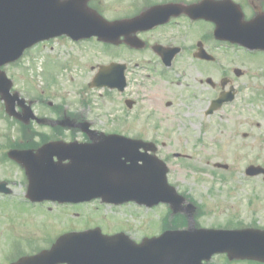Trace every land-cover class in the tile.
Instances as JSON below:
<instances>
[{
    "label": "flooded vegetation",
    "instance_id": "flooded-vegetation-1",
    "mask_svg": "<svg viewBox=\"0 0 264 264\" xmlns=\"http://www.w3.org/2000/svg\"><path fill=\"white\" fill-rule=\"evenodd\" d=\"M226 1L87 0V5L107 20H128L139 15H151L146 24L152 25L148 29L136 31L135 34L129 33L128 37L134 35L138 39L130 44L122 42L105 45L92 38L74 41L67 36H61L37 43L24 53L22 59L37 58L35 51L38 48H47L49 43L59 39H64L76 47L85 44L84 48L101 50L110 58L108 62H118L126 67L123 91L107 90L108 96L118 98L115 100L116 105H121V115L112 114V122H141L139 128L142 134L138 137L158 144L159 138L154 135H158V128L166 125L161 121L167 118L165 112L174 106L175 89L180 90L181 96L185 97L183 102L187 104L195 101V94L199 96L196 100L199 105L196 108L191 109L188 105L180 107L183 118L199 113L206 119L211 117L206 111L212 100L221 92L227 91L229 84L233 85L229 78L233 69H228L226 59L228 43L215 37L216 24L210 19L222 16V13L227 14ZM246 1L244 5L241 4L246 13L251 10L257 13L264 11L263 1ZM17 64L19 63L9 64L2 69L7 73L9 69H17ZM18 77L23 80L20 85L17 76H0V264H27L26 257L50 249L53 242L61 236L59 234L53 238H44L37 243L32 235H26V224L20 220L22 215L34 208H40L44 212L43 218L48 219L45 213L52 216V207L54 210H68V206L78 204L55 202L52 205L48 201L29 199V179L23 165V152H28L29 164L32 155L48 143L84 142L87 139L78 129L82 122L88 120L86 116L74 111L68 112L66 99L62 97L60 88L51 89V86L59 83L57 77L44 76L47 82L41 89L29 76ZM115 77L109 76V79L115 80ZM235 90L232 91L236 98ZM52 98L57 100L53 102L50 100ZM226 106L223 105L222 108ZM64 119H70L73 124H68V120L55 125L42 122ZM88 121L93 127L91 121ZM171 121L174 122L175 119ZM16 157H21V161ZM255 157L256 161L251 164L255 166L253 175H247L245 169L235 170L240 176L239 183L243 186L237 208L249 219L246 225L264 230V158ZM226 172H230V169ZM60 224L74 227L72 221L67 223L64 220ZM75 227L76 230H81L83 224L77 221ZM158 234L147 236L155 237ZM232 255L225 249L202 262L264 264L257 260L233 258ZM31 264H53V261L41 259Z\"/></svg>",
    "mask_w": 264,
    "mask_h": 264
},
{
    "label": "rangeland",
    "instance_id": "rangeland-1",
    "mask_svg": "<svg viewBox=\"0 0 264 264\" xmlns=\"http://www.w3.org/2000/svg\"><path fill=\"white\" fill-rule=\"evenodd\" d=\"M84 47L85 44L76 47L64 39L54 40L47 48H38L35 51L37 58H25L18 64L17 69H9L7 74L17 76L19 85L23 80L18 76L32 77L35 82L39 80L40 89L43 88V76L47 71L45 56L42 55L50 52L47 55L53 56L60 66L54 69L52 62L46 60L47 67L54 70L53 74L59 80L51 89L60 88L62 97L66 99L68 112L74 111L86 116L94 128L106 133L118 132L126 136L142 134L139 128L141 122H112V114L121 115V105H116L115 102L117 97H109L103 91L87 88V82L95 73V65L107 63L110 58L99 49L92 51ZM236 50L239 49L228 48L226 53L228 68L235 67L245 72L241 78L231 76L234 85L239 89L234 107L228 106L226 111L215 113L208 121L199 113L183 118L180 107L188 105L191 109L196 108L199 105L196 101L199 96L195 94V101L187 104L183 102L185 97L181 96L180 90L175 89L174 106L165 112L167 118L161 121L166 125L156 130L159 142L165 144L158 145V155L169 167L168 181L178 191H186L197 204V223L200 226L220 227L227 223L237 225L249 222L241 214V209L237 208L243 188L239 183L240 176L237 175L224 184L223 177L229 179L227 173L214 168L213 163L227 164L230 168L232 163L233 169H236L241 162L246 161L243 167L256 161L255 156L264 158V144L258 142L254 127L256 122L261 124L260 127L264 123V56L255 54L241 58L240 52ZM63 65L69 69H63ZM50 100L54 102L57 99ZM172 119L175 121L172 122ZM241 132L246 133V138L241 137ZM176 153L186 157L174 158L173 154ZM76 207L73 206V210H54L52 216L45 213L48 219L43 218L42 209L34 208L22 215L20 220L26 224V235H32L37 243L62 233L81 231L60 224L64 220L71 223L70 216L77 208H81V212L74 218L79 224H83L84 230L98 226L104 232H123L136 241L145 233L162 231V220H166L167 225L174 224L175 221L170 218L168 208L163 205L151 209L139 208L133 204L113 207L94 200L90 204Z\"/></svg>",
    "mask_w": 264,
    "mask_h": 264
},
{
    "label": "water",
    "instance_id": "water-1",
    "mask_svg": "<svg viewBox=\"0 0 264 264\" xmlns=\"http://www.w3.org/2000/svg\"><path fill=\"white\" fill-rule=\"evenodd\" d=\"M65 7V4L53 0H0V66L14 61L24 49L43 37L67 33L78 37L95 35L99 40L116 42L125 27L131 25L128 22H106L80 3L73 6L79 13L70 23L69 17L63 13ZM230 11L233 13L232 9ZM230 11L228 28L233 26L237 30L229 29L228 32L251 47L259 39L264 25L253 19L249 23L240 22L237 28L236 23H230L235 18ZM107 68L101 67L96 78L104 75ZM88 134L94 139L91 144H64L54 150L60 162L68 160V163H53L50 176L56 183L52 180L51 189L35 193L52 199L61 197L66 201L100 198L107 203L135 201L147 206L165 202L174 210L183 203V198L166 184L167 170L163 163L153 156L138 153L140 147L145 151L154 150L149 144L116 134L97 135L95 131ZM189 224H192V217ZM96 233L100 231L84 232V254L80 255L79 264H186L183 260L220 251L218 243L223 240L219 230H196L191 226L185 231H167L158 239L143 240L137 245L121 234L110 238L91 236ZM188 233L199 236L169 235ZM233 233L236 235L227 238V242L239 240L244 257L264 261L262 233L252 230ZM192 242L199 244L190 245ZM167 259L177 261L166 262Z\"/></svg>",
    "mask_w": 264,
    "mask_h": 264
}]
</instances>
